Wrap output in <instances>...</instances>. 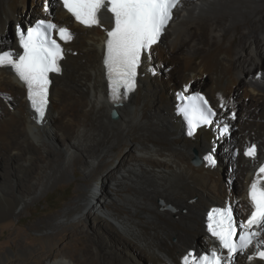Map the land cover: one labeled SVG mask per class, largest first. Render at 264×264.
<instances>
[{
  "label": "bare ground",
  "instance_id": "obj_1",
  "mask_svg": "<svg viewBox=\"0 0 264 264\" xmlns=\"http://www.w3.org/2000/svg\"><path fill=\"white\" fill-rule=\"evenodd\" d=\"M47 4L44 11L45 0H0V50L17 48V24L41 12L51 11L59 26L70 25L77 35L71 32L72 39L65 44L62 73L52 75L50 103L42 121L34 119L26 87L9 68H0V157L5 165L0 177V222L20 217L54 183L58 171L70 175L76 161L91 182L84 183L83 193L59 214L30 227L43 235L46 250L31 244L29 235L23 241L24 232L16 238L0 233V239L11 243L9 253H0V264H183L187 250L202 245L190 246L198 239L216 248L206 231L207 212L217 205L215 201L224 204L229 199L235 204V219L247 220L252 212L248 189L264 164V126L252 121L258 116L264 120V84L254 82L255 73L250 75L264 70V0H181L165 38L162 35L152 47L150 58L147 53L143 56L136 88L121 103L109 98L103 63L112 20L105 15L100 26L88 28L74 21L59 0ZM31 24L26 21L22 26ZM162 62L175 67L184 90L196 83L205 86L213 96L208 98L218 111L216 118L223 124L236 123L239 130L221 134L219 129L200 128L188 136L175 112L178 84L167 85L168 76L167 82L164 73L160 76ZM165 89L175 93L163 97ZM4 92L17 98L12 108L1 98ZM236 95L243 109L241 119ZM251 103L260 113L248 110ZM113 108L119 113L116 119L110 115ZM89 114L94 118L91 126L86 123ZM56 121L62 126L57 127ZM57 131L66 146L59 150L62 162H57L56 173L52 165L56 166L57 153L51 144ZM216 134L215 141L222 140L226 153L217 149L214 158L237 166L226 174L241 180L234 196L220 166H207L203 158ZM257 141L258 154L246 157L245 150ZM234 144L240 147L238 155L232 154ZM195 151L202 157L199 164L193 162ZM127 187L130 191L120 196L119 188ZM160 199L175 209H160ZM89 218L95 223L94 233L86 229ZM255 251L236 254L231 264H264L249 260Z\"/></svg>",
  "mask_w": 264,
  "mask_h": 264
},
{
  "label": "snow or ice",
  "instance_id": "obj_2",
  "mask_svg": "<svg viewBox=\"0 0 264 264\" xmlns=\"http://www.w3.org/2000/svg\"><path fill=\"white\" fill-rule=\"evenodd\" d=\"M61 3L78 23L86 27L99 26L102 9L111 13L113 24L106 32L103 63L110 97L113 102H119L135 89L142 56L147 53L150 58L151 49L160 41L179 0H61ZM44 11H48L47 0ZM54 31L65 42L72 38L69 29L40 19L27 29L17 26L21 52L0 51V68H9L26 87L27 100L38 122L42 121L48 102L49 74L61 71L59 62L64 57V50L53 38ZM187 100L188 104L180 111L187 120L188 135L191 136L197 127L211 124L216 113L203 96H191ZM227 130L225 125L224 131ZM244 155L255 158L256 146L246 149ZM204 159L208 165H216L212 153ZM261 174H264V164L248 189L252 212L247 221L237 224L230 206L211 210L207 215V231L218 241V248L199 257L189 253L183 257V264H231L238 251L253 245L257 250L249 260L256 258L264 262V239H261L264 237V177ZM223 250H226V256L222 254Z\"/></svg>",
  "mask_w": 264,
  "mask_h": 264
},
{
  "label": "rangeland",
  "instance_id": "obj_3",
  "mask_svg": "<svg viewBox=\"0 0 264 264\" xmlns=\"http://www.w3.org/2000/svg\"><path fill=\"white\" fill-rule=\"evenodd\" d=\"M40 15L41 16H35V17L31 18V19L28 18L26 21L29 22V23H33L35 21V19L40 18V17H43V18L51 17L53 20L58 21L57 18H56V15L53 14L51 11L50 12H41ZM26 21H22V22H20V24L23 25V26H25ZM67 26H70V25H67ZM72 33H73V35L75 34L74 37L77 38L76 32L75 31H72ZM240 34H241V31L238 32V34H237L238 35V38L237 39H239ZM13 37H15L14 34H13ZM164 38H165V35H164ZM9 48L10 47L3 48V50H0V51H4L5 49H9ZM76 51H78V50H76ZM164 64H165V66H164ZM155 66L158 67V65H155ZM161 67L163 68V70L166 73L165 72H162V68ZM161 67H160L161 69H160V72H159V74L161 73L160 76L162 77V74L164 73L163 76L167 75L168 78H169V81H170L169 82L168 81V78L166 79V76H165L163 78H165L166 80L165 79H163V80H165L166 82L168 81L167 83L166 82L165 83L168 85V83L173 84L174 81H175L178 84V88L179 89L181 88L182 90H184L182 88L181 76L180 75H177V72L175 70V67L172 64H168L167 62H162L161 63ZM66 70H67V67H66ZM155 72H157V71L155 70ZM175 72H176V74H175ZM263 73H264V70H258L257 72H256V70H253V71L250 72V75H252V74L255 75L254 76V78H255L254 82H259V83L262 82L260 84H264V78H263L264 75L262 77V74ZM171 76H172V78H171ZM163 80H161V81H163ZM158 85L161 86L162 88L164 86V84L162 82H160V84H158ZM194 87L197 90H200V91L206 93L210 97V99L212 100V97L213 96L209 92V90L205 86H199L198 83L192 85L190 89L184 90V91H195L194 90ZM175 88H176V85H175ZM168 89H165L164 90L163 97H166L168 95H173L172 92H174L175 89H171V90H169L167 92L166 90H168ZM170 92H171V94H169ZM237 96L238 95L235 96V98H236L235 99L236 100L235 102H236V106H237L236 107L237 108V110H236L237 111V118L241 119L243 117V109L241 107V102H240L239 96L238 97ZM9 97H10V99H8ZM175 97L176 96H174V98ZM1 98L4 99V102H5L6 106L7 107H10V108H12L15 105V103H17V98L14 97V95L10 96V94H8L7 92H4L2 94V96H1ZM250 106L251 107L248 110H250L252 112V114L260 113L259 110H257L255 107H253V103H251ZM261 119L262 118L258 116V117L253 118L252 121H254V124L257 123V124H260V126H264V120L262 119L263 120L262 121ZM93 120H94V118H93V116L91 114L87 115L86 123L89 126L92 125L91 123H93ZM56 123H57L56 124L57 127L58 126H62V122L61 121H58V122L56 121ZM214 124H216V123H214ZM214 124H213V128H212L213 130L214 129H220V128H215L214 127ZM233 125L235 126L236 131H237V129L239 130V127L236 126L237 125L236 123L233 124ZM256 131H260V130L257 128ZM56 134H57L56 137L52 140L53 142L51 141L52 142L51 145H53V146H51V145L50 146H51L52 149H54L53 150L54 153L55 154L56 153L58 154V155L56 154L55 156H57V157L59 156L58 158L55 157V160H56V163L55 164H56V166L54 164L52 165L53 169H55L56 170V173H57L58 167H59V165H57V164H59V163L62 162V160H61L62 157L59 154L60 153L59 150L62 149L61 147L64 148L66 146V142H65L64 137L62 138V136L58 133V131H57ZM232 134H235V132L232 133ZM57 137H59V138H57ZM101 137H103V136L98 137V141L99 142H101V140H102ZM58 139H60V142L62 144L58 141ZM224 139H225V137H224ZM103 140H105V139H103ZM258 142L259 141H257L256 143H258ZM221 143H222V140L220 139L217 149L222 153L223 150L221 149ZM260 144H261V142H260ZM35 145H36V143H35ZM95 145H96V142L93 144V146L95 148V151H99V146L98 145L95 146ZM248 145H250V144H248ZM233 147H234V150H233L234 152H232V154H234V155L240 154V152H241L240 147H238L236 144H234ZM225 151L226 150H224L223 152H225ZM215 154H216V152H215ZM194 156H195V152H194ZM79 159H80V161L83 160V158H79ZM58 160H60V161H58ZM218 160H220V158H217V161ZM57 162H59V163H57ZM76 163L77 164H76L75 168L70 170V175L69 174L66 175L65 173H62V172H59L58 171V173L56 174V180L54 181V183L49 188H47L36 200H34L27 207H25L24 210H23V212H22V214L20 215V217L19 216L18 217H10V218H7V219L1 221L0 222V233H1L2 237H5V236H7V235L10 234L11 235V238L12 237L16 238V237L19 236L20 233L24 232V235L25 236L22 235V240L23 241L29 235L28 236L29 237V242L31 244H33V245H39L42 250H46L47 245H46V241L43 239V235L40 232H38V231H32L30 229V227L32 225H34L35 223H37L42 218H45V217H48V216H54L56 214H59L64 208H66L68 205H70L78 196H80L83 193V190L81 189L82 188V185L84 183H87V182L90 183L91 182L89 179H86L85 174L82 172L81 166L79 165L80 162L76 161ZM219 163H221V164L219 165ZM218 165L220 166L222 176H223V174H225L223 177H224V180L226 181V183H228L227 184L228 187H230V189H229L230 192L232 190H235V192L238 193V191H239V182L241 180L240 181H237V178L235 176H233V175H231V176L230 175H226L227 173H229V174L234 173L233 171H235L237 169V166L236 165L229 164V162H227V161L226 162L225 161H221V162L218 161ZM223 165H224V167H223ZM4 167H5L4 162L1 161V157H0V177H3V175L1 173H4L5 172ZM224 170L225 171L227 170V171L224 172ZM107 186H108L107 187L108 190H109V188L111 189V186L110 185H107ZM126 190L127 191H130V188L129 187H127V188H119L118 193L121 196V194L123 195V193L126 192ZM230 196H232V195L230 194ZM160 201H163L164 204L162 205L160 203ZM220 202L221 201L217 200L214 203L218 204ZM158 204H159V208L160 209H168V210L172 211V209H170L169 206H172L175 209V207L173 205L167 204L163 199H160L158 201ZM240 216L241 217L243 216V218H244L246 215H240ZM239 219H240V217L239 218H236V220H239ZM89 220H90V222H89ZM94 224L95 223L93 222V219L92 218H89V219L86 220V229L89 232H91V233H94V231H91V228L96 229V227H94ZM103 234H105V232ZM113 237H115L121 243V241L116 236H113ZM59 239H60L61 242H64L66 238H65V236H62L61 235V236H59ZM81 239L83 241H85L84 240L85 239L84 237H82ZM110 239H112V238H108L109 241H111ZM116 239L115 240L113 239L114 240L113 242H115ZM202 239L203 238L198 239V241L196 243L191 244L190 246L191 247H196L199 243H202V244L204 243V244L208 245V242L205 239H203V240ZM118 241L116 243H118ZM208 246H210V245H208ZM10 247H11V243H8V242L6 243V241H4V239H0V253L5 252V251H7L9 253L10 252ZM11 256L12 255L10 254L9 257H11ZM17 257H19V256L16 255L15 258H17ZM12 258L13 257H11L10 259H12ZM13 259L11 261H13ZM33 260L36 261V262H39V259L36 256H33ZM141 260L142 259H139V261H141Z\"/></svg>",
  "mask_w": 264,
  "mask_h": 264
},
{
  "label": "water",
  "instance_id": "obj_4",
  "mask_svg": "<svg viewBox=\"0 0 264 264\" xmlns=\"http://www.w3.org/2000/svg\"><path fill=\"white\" fill-rule=\"evenodd\" d=\"M72 36H73V35H72ZM194 90L196 91L197 89L194 87ZM176 91L179 92L180 90L177 89ZM110 115H111V117H112L113 119H116V118L119 117V113H118L117 110L114 109V108L111 109V111H110ZM216 120H218V119L216 118ZM216 123H217V121H216ZM218 124H223V122L218 121ZM226 125L229 126V130H230L232 133L235 132V129H236V128H235L232 124L228 123V124H226ZM215 160H216V165H215V166L218 167V166H219V165H218V161H217V159H215ZM193 162H194V164H199V163L202 162V157L199 155V153H198L197 151H195V156H194ZM212 167H214V166H212ZM231 194H232V196H234V195L236 194L235 190H232V191H231ZM160 203H161L162 205L164 204L163 201H160ZM169 208L172 209V210H174V208H173L172 206H169ZM234 218H235V217H234ZM195 250H197V253H198V254H201V253H209V247H207V246L204 245V244L199 245L198 247L195 248Z\"/></svg>",
  "mask_w": 264,
  "mask_h": 264
}]
</instances>
